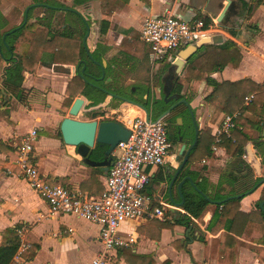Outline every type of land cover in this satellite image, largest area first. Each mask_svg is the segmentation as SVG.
I'll list each match as a JSON object with an SVG mask.
<instances>
[{"label":"crops","instance_id":"1","mask_svg":"<svg viewBox=\"0 0 264 264\" xmlns=\"http://www.w3.org/2000/svg\"><path fill=\"white\" fill-rule=\"evenodd\" d=\"M108 1L112 9L110 14L101 11L100 0L87 2V12L80 10L85 4L75 7L81 18L85 19L90 26L85 45L90 55L95 50L98 51L100 61L97 62L100 63L101 68L104 66L105 82L112 83L114 90L118 92H120L119 88L129 85L131 97L124 98L137 102L141 98L149 99L152 103L155 100L164 101V94L159 92L158 88L167 84L170 94H177V99H186L193 113L192 118L185 105L184 109L173 114V109L179 104L170 110L169 118L167 119V115L164 117L166 127L172 128L175 132L173 138L168 135L172 144L169 154L162 165L145 168L150 182L144 193L156 202L163 201L173 205L169 207V216L165 221L154 219L125 222L121 227L122 233L133 236L135 242L110 251L109 263L262 264L258 261L256 252L248 247L263 246L256 243L254 231L248 230L246 236H239L224 228L217 229L215 232L207 229L216 206L226 201L224 199L229 196L223 200H212L206 196L210 200V205L202 218L190 217L194 225L190 222L178 223L175 220H178L181 214H186L182 208L183 205H177L181 198L176 190V183L181 178L190 176L195 186L185 181L182 184V195L183 191L190 187L197 190L194 180H205L206 190L211 194H225L230 188L226 181L230 155L224 146L219 145L221 142L216 144L215 148H213L215 142H212L209 155L204 153L203 149H198L197 151L202 150L199 161L191 159L190 155L202 131L210 130L214 135L215 128L225 115L206 99L213 90V87L207 83V78L218 83L248 80L261 87L245 94V97L252 96V101H245V106L251 104L242 113L235 112L238 116L234 119V122L235 120L237 122V129L248 137L242 158L250 164L256 177V169L252 167L253 160L250 158V153L261 163V157L256 152L254 142L264 141V0H244L247 3L246 8L239 0H230L231 16L225 24H220L217 19L227 3L226 0ZM166 13L189 21L205 19L210 22V25L195 42L183 44L171 53V58H165L166 63H160L162 60H151L149 47L140 40V33L148 17ZM42 15L43 13H40L38 16ZM102 20L109 22L105 34L99 31ZM65 26H69L67 22L60 29ZM230 30L235 31L234 34H231ZM80 34L81 31L76 32L75 37L80 38L83 43L86 28L82 37ZM218 34L223 37L221 43L207 42L198 46L197 50L184 61L179 71H175L173 62L179 51L188 45H196L202 38ZM227 41H231L239 51L238 64L233 65L230 62L216 71L208 72L209 66L214 63L209 62L206 52L216 50L218 48L216 46ZM201 46L204 48H200ZM190 57H192L191 62L195 60L199 65L195 67L196 70L190 71V78L186 80L184 72ZM210 59L213 60V58ZM8 66L7 61L0 60V86L6 79L5 68ZM76 66L77 64L52 63L51 54L42 52L35 71H23L21 74L19 85L23 88L22 98L19 99L4 92L0 97V103L1 100L3 101L0 105V244H4L9 239L7 231L23 228L22 240L29 245L26 256L23 254L17 256L16 253L14 264H91L93 257L102 250L99 226L75 215L51 214L46 201L15 174L19 141L25 133L36 128L37 140L34 144L33 156L40 173L49 183L63 184L71 191L88 196L97 197L104 193L108 169L85 164L83 157L77 152V147L64 143L59 135V124L64 117L69 116L68 110L72 104L68 106L65 104V89L67 83L77 73ZM104 69L108 70L106 74ZM155 74L157 76H154ZM154 80H161V85H155ZM173 81L181 85L179 93L175 92ZM122 83L125 85L122 86ZM239 87L235 90L243 89L244 86ZM224 93V91L222 94L219 93V99L224 98ZM109 94L102 103L88 108L86 106L82 114L85 111L97 109L101 113L93 119L116 120L122 123L126 117L132 118L145 113L141 108ZM115 95L123 97V95ZM77 97L84 98L81 95L75 98ZM175 101L170 99L164 103L171 106ZM112 102L120 105L117 107ZM117 113L120 115L116 118L109 116ZM149 117L153 119L151 111ZM158 117L159 115L156 116ZM194 123L198 130L195 144L193 143ZM247 123H255V125L251 127ZM182 145H184L183 151H181ZM190 146L192 148L188 159L172 188L173 201H170L167 191L160 188V183L168 175H173ZM214 162L222 164L217 176L211 173L210 166ZM7 170L11 172L8 173ZM191 173H194V180ZM258 188L246 193L240 200L239 211L251 213L255 210L256 202L262 196V189ZM217 201L219 203H216ZM213 228L216 227L213 226ZM223 234L232 236L239 243L230 250L224 246ZM85 249L90 250V257L86 263H82L81 253ZM222 249L226 250L225 253H221ZM32 254L33 256L30 257L29 255ZM27 257L30 258L27 259Z\"/></svg>","mask_w":264,"mask_h":264},{"label":"trees","instance_id":"2","mask_svg":"<svg viewBox=\"0 0 264 264\" xmlns=\"http://www.w3.org/2000/svg\"><path fill=\"white\" fill-rule=\"evenodd\" d=\"M21 1L24 3V0ZM71 1L72 5L70 6L59 0H30V2H25L22 6V13L25 8L29 6L28 18H31L32 11L37 7L43 9V15L35 17L34 21L26 22L24 25H21L22 20L15 31L9 32L5 35L4 40H2V35L15 27H12L5 32H0V60L4 59L9 63V66L5 68L6 79L3 80L2 86H0V97L4 92L5 94L15 96L16 98H22L23 88L19 85L21 74L23 71L34 72L41 53L45 51L51 54L52 63L78 65L77 73L66 85L65 104L67 106L70 105L73 102V99L78 95H81L90 101V105H88L87 108L102 103L110 92L122 95L117 90H114L112 83L105 82V76L100 79L101 65H97L94 62V60L100 61L98 51L95 50L91 53L93 58V60H91L85 53L81 39L75 37V33L78 31H81L80 37L85 33L83 19L77 11H74L76 10L75 7L84 5L91 0ZM239 1L242 6L245 8L247 7V3L244 0ZM109 4L110 2L108 0H100V8L103 13L110 14L112 12ZM248 10H250V8ZM59 11L65 12V22L69 25L65 26L63 29H56L53 25L55 13ZM202 20L204 22V28H207L210 25V22L205 19ZM108 27L109 22L107 20H102L99 27L100 33L105 34ZM1 28H3L2 21H0V30ZM234 32L235 31L230 30L231 34H234ZM216 47H218L216 50L206 52V57H209V62L214 63L212 66H209L207 70L208 72L216 71L230 62H232L233 65L238 64L240 54L231 41H227ZM200 48L204 47L201 46ZM191 58L192 57L188 59L189 64L184 72V78L186 80H189L190 78V71L196 70L195 67L199 65L195 60L191 62ZM210 58H213V60ZM107 72L108 70L104 69V73L106 74ZM206 81L213 87L212 92L206 97V99L225 114H232L235 112L238 114L242 113L245 108L249 107L251 104L249 103V105L245 106V94L261 88L248 80L218 83L211 78H207ZM173 84L175 86V92L179 93L181 85L177 84L176 81H173ZM241 86H244L243 89L235 90V88H241ZM222 91L225 92V96L223 99H219V95L222 94ZM148 101L149 99L145 100L141 98L138 102L147 104ZM2 102L3 101L1 100V103ZM167 107L168 106L164 101L161 100V106H158V115H160ZM184 108L185 104L180 103L173 109L172 113H177ZM100 113L101 112L97 109H91L85 111L84 115L93 119ZM247 124L251 127L255 125V123ZM213 136L214 135L211 134L210 130L202 131L201 135L198 137L196 145L190 153L192 157L191 159H194V153L198 149H203L205 151L204 153L207 155L211 154L210 146L212 142H214ZM247 141L248 137L245 133L237 129V122L235 120V126L231 131V135L229 137L224 136L219 144L224 146L227 153L230 155V161L227 164L228 172L226 180L230 186L229 190L225 194H211L206 190L204 184L205 180H194V173H191L197 190L190 187L183 191L184 203L182 208L186 214H181L179 219L175 221L182 224L190 222L194 225L190 217L192 216L196 219L202 218L210 205L209 199L223 200L227 196L240 194V197L222 201L216 206L207 225V229L215 232L217 229L224 228L229 232L236 233L237 235L239 234V236H246L248 230L254 231L257 240L256 243L262 244L263 246L248 247L256 252L258 261L264 264V210L259 208L258 203L260 199L256 202V208L251 213H243L239 211L240 200L256 185L259 179L262 178L255 177L250 164L242 158ZM254 147L261 157V167L264 168V141H255ZM105 149L106 146H99L96 144L92 158L95 160H101ZM261 194L264 197V187L261 190ZM213 226L216 228L214 229ZM17 230L18 228L16 230L13 229L7 231L9 239L5 241L4 244H0V264H14V257L18 251L20 241ZM223 242L224 246L230 248V250L234 248L236 243H239L228 234H223ZM28 250L29 248L21 252V255L23 254L26 256L29 252ZM225 251L226 250L222 249L221 253H225ZM29 256L32 257L33 254ZM30 257H27V259ZM165 264L169 263L167 262Z\"/></svg>","mask_w":264,"mask_h":264},{"label":"built area","instance_id":"3","mask_svg":"<svg viewBox=\"0 0 264 264\" xmlns=\"http://www.w3.org/2000/svg\"><path fill=\"white\" fill-rule=\"evenodd\" d=\"M202 20H184L173 14L148 17L142 26L140 40L150 50L152 61L171 58V53L183 44L195 42L206 32ZM252 96L245 97L249 102ZM237 113L225 114L214 130V146L229 137L235 126ZM130 135L117 143L111 153V164L106 175V188L101 196H88L71 191L63 184H51L43 176L34 159L37 129L25 133L17 146L15 165L17 177L24 180L43 200L49 212L75 215L99 226L100 250L91 264H110L109 253L121 246L135 242L130 234L122 233V225L129 220L165 221L169 207L163 201H155L144 193L150 182L146 167L162 165L171 149L164 118L146 119L145 113L122 120ZM10 173V170H7ZM21 239L17 256L29 248L22 240L24 229L17 230Z\"/></svg>","mask_w":264,"mask_h":264},{"label":"water","instance_id":"4","mask_svg":"<svg viewBox=\"0 0 264 264\" xmlns=\"http://www.w3.org/2000/svg\"><path fill=\"white\" fill-rule=\"evenodd\" d=\"M226 1H227V3L224 6L223 11L221 12L219 18L217 19V22H219L220 24H225L227 22L228 18H230V16H231V13L229 10L230 0H226ZM28 10H29V6H27L23 12V21H22L21 25H24L27 22ZM74 11H77V10H74ZM83 23H84L85 28H86V34L83 38L84 50H85V53L87 54V56L92 60L93 58L90 55V51H89L88 47L85 45V40L89 34L90 26L85 19H83ZM17 28H18V26L15 28H12L8 32H5L2 35V40H4L5 35L7 33L13 32ZM222 41H223V37L218 34V35H213L211 37L202 38L201 40H199L196 43V45H188L187 47L183 48L181 51H179L177 58L173 62V65H175V67H176L175 71L176 72L179 71V69L183 65L184 61L187 60V58L197 50L198 46L205 44L207 42H212L213 44H217V43H221ZM80 62H82V61H80ZM95 63L100 65V63L97 61H95ZM102 65H103V63H102ZM103 68H104V66L101 68L102 76L100 78H103ZM76 69H78V65L76 66ZM82 69H84V68H82ZM166 83H167V81H166ZM158 91L163 92L164 102H168V101H170V99L176 100L167 110H165L163 113H161L158 118H162V117L164 118L170 112L171 109H173L175 106H177L180 103H183L187 106V109H188L191 117L193 118V113L190 109V106H189V103L187 102V100L184 98H178L177 99V97H178L177 94H174V95L170 94V89L167 86V84H164L161 88H158ZM109 96L119 97L120 99L124 100L125 102L133 104V105L141 108L145 112L146 119H149L150 109L148 108V106L146 104H143V103H140V102H137L134 100H130V99L124 98L122 96L115 95L113 93H110ZM89 104H90V101H88L82 97H77L73 100V102H72V104L68 110L69 116L64 117L59 124V132L61 135V139L64 143L77 147V152L83 157V162L85 164L90 165V166H97V167H102L104 169H108V167L111 164V156H110L111 152L113 151V149L115 148V146L117 145L118 142L127 140V138L130 135V131L121 122H118L116 120L98 121L95 119H92V120H80V119H78L77 115L80 112H82L83 110H85V107L88 106ZM194 131H195V139H194L193 143L195 144L196 140H197V134H198L197 126L195 123H194ZM96 144H98L99 146H106V149L103 152V159L102 160H95L92 158ZM191 148H192V146L187 148V150L184 153L183 160L181 161L179 167L176 169V171L173 173V175L172 176L168 175L160 183V188L163 191H165V190L167 191V194H168L170 201H173L172 188H173L176 180L178 179L180 170L183 168V166L185 165V163L188 159V154H189V151L191 150ZM249 148L250 147L248 146L247 147L248 152H249ZM183 149H184V145H182L181 151H183ZM250 158H251V160H253V165L255 166L256 170L259 171L258 167H256L257 159L255 158V156L252 153H250ZM185 181H188L193 187H195L190 176H185V177L181 178L176 183V190L178 192L179 197L181 198V201L177 205H180V206H182L184 203V197L182 195V184ZM263 183H264V177L260 178L259 181L256 183V185L252 189H250L247 193L252 192L256 188L261 186ZM240 196L241 195L229 196V197L225 198L224 200L234 198V197L238 198ZM216 203H219V202L217 201ZM259 208L264 210V199L259 202Z\"/></svg>","mask_w":264,"mask_h":264},{"label":"rangeland","instance_id":"5","mask_svg":"<svg viewBox=\"0 0 264 264\" xmlns=\"http://www.w3.org/2000/svg\"><path fill=\"white\" fill-rule=\"evenodd\" d=\"M59 1L68 5V6L72 5L71 0H59ZM25 2H29V1L24 0V3ZM24 3L21 0H0V21L3 22V28H1V30H0L1 33L7 31L8 29H10L12 27H16L21 23V21L23 20L22 6L24 5ZM80 10L82 12H87L88 11L87 10V4H85L84 7H81ZM42 11H43V9H41L40 7L35 8L31 13V18H28L27 22L34 21L35 17L40 15V13H43ZM89 12H91V10ZM54 18H55V20L53 22V25L56 29L61 28L63 26V24H65L64 11L55 13ZM166 62H167V60L164 59L160 63H166ZM149 73H151V71ZM154 76H157V74H155ZM161 83H162L161 80H158V81L154 80V84L157 86L161 85ZM124 85L125 84L122 83V86H124ZM129 88H131V86L129 87V85H126L125 87L119 88V91L123 95V97H131V93L129 92ZM112 103L117 107L120 105L117 102H112ZM159 104H161V100H155L153 103H152V101H148V103H147V106L152 113L153 119H156V116L158 115V105ZM82 112H81V115H80V113L77 115V118L80 120H85V119L90 120L84 114H82ZM119 115H120V113H117L114 115H109V116L116 118ZM185 123H186V121H185ZM166 128L168 130V135L171 138H173V135H175L174 130L172 128H169V129H168V127H166ZM255 135H256V133H255ZM201 151L199 150L194 154V160L195 161L200 160V158L202 156ZM221 167H222L221 163L214 162L212 164V166H210L211 173L214 174L215 176H217L219 174ZM252 167L255 168L253 163H252ZM256 167H258V169H259V171L255 170L256 176L257 177H264V168L261 167L260 160L259 161L257 160ZM263 187H264V183L261 186H259L258 189H262ZM89 257H90V250L85 249V251L81 253L80 259H81L82 263H86L87 260L89 259Z\"/></svg>","mask_w":264,"mask_h":264},{"label":"flooded vegetation","instance_id":"6","mask_svg":"<svg viewBox=\"0 0 264 264\" xmlns=\"http://www.w3.org/2000/svg\"><path fill=\"white\" fill-rule=\"evenodd\" d=\"M169 106H170V105H169ZM169 106H168L165 110H167V109L169 108ZM165 110H164V111H165ZM164 111H163V112H164ZM169 116H170V113L167 114V119L169 118ZM263 199H264V197L261 196L259 202H260L261 200H263ZM258 205H259V204H258Z\"/></svg>","mask_w":264,"mask_h":264}]
</instances>
